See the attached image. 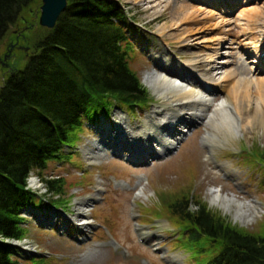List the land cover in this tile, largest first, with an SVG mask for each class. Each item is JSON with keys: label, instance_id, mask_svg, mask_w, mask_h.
Listing matches in <instances>:
<instances>
[{"label": "rangeland", "instance_id": "1", "mask_svg": "<svg viewBox=\"0 0 264 264\" xmlns=\"http://www.w3.org/2000/svg\"><path fill=\"white\" fill-rule=\"evenodd\" d=\"M118 1L129 14V25L140 30L139 34L135 31L132 33L134 41L138 38L136 41L138 49L134 54H130L129 67L143 82L147 91L154 96V101L146 109L137 108L134 112H128L130 115L114 111L110 119L108 117L103 119L102 116L94 121L93 125L88 122L70 156H66L64 161L49 160L42 172L31 173L28 186L38 194H42L41 197L44 196L43 203L50 204L45 206V212L52 213L51 217H45V212L42 210L41 214H35L34 218H30V214H24L28 220L27 232H29L28 237L25 238V248L31 250L25 253L32 256V253L37 251L38 257L43 255V260L37 264H194L193 259L189 258L188 249L181 246L177 240L182 234L180 227L176 226L179 223L167 210L171 200H177L187 194L195 201L204 204L212 213L224 216L238 229L258 233L264 228V126L257 122L248 124L243 133L227 140L221 138L220 142L211 145V155L202 137L206 130L210 133H213V130L207 121L196 120L191 121L192 126H188L190 127L188 134L177 142L174 151L165 158L151 162L148 160L136 166L123 160L121 155L119 158L104 156L106 147L98 144L101 141L98 132L101 127L116 124L122 134L123 128L132 129L126 138L133 135L141 136L156 124V113L164 114L165 110L161 112L160 106L162 109H170L163 107L162 97L154 94L146 85L147 75L157 72L156 68L161 66L163 61L169 68L184 74L177 67L193 58L191 50L180 47L173 40L169 44L164 43L160 34V27L164 24L170 26L173 23V9L178 5L177 0ZM211 1L189 0L194 8L203 5L204 9L206 8L204 13L208 14L212 10L214 14H211L216 17L221 15L220 8L227 12L233 2V0L223 3ZM213 4L218 5L219 8ZM258 8L264 12V0H243L242 4L234 8L228 17L232 22L235 21L230 26L232 32L239 33L241 27H246L244 25L246 17H242V11L250 15L251 11ZM31 9V13L28 10L22 16L29 21L37 20V7ZM207 30L209 34L205 33L204 37H210L217 32L211 28ZM43 32L35 25L29 27V23L24 20H19L9 30L8 35L0 43V86L11 73V69L17 71L23 66L30 51L27 44L41 36ZM12 34L16 36L14 42L18 41L17 46L21 48L12 51L6 66L2 59L7 53L6 42L10 40ZM240 35L241 33L238 40L234 39L236 43L233 41L228 43L231 38H227V44L220 49V54H224L225 58L217 60L219 64L220 60L225 59L222 63H226V66L215 73L219 75L226 69L237 70L240 75L243 69L244 71L257 69L256 75L249 72L247 76L264 78V63H261L262 65L250 63L255 59V55H248L239 47L238 41L243 38ZM26 47L28 48L25 51ZM229 52L232 54L229 55ZM220 99V95L216 96L214 104ZM211 110L210 108L208 112ZM106 141L111 140L106 139ZM137 144L156 146V140L145 135ZM127 154L129 158H138L132 151ZM150 155L153 156L154 153ZM58 178L61 181V194L50 193L47 196L45 180ZM137 187L140 188V192ZM216 190L220 191L223 197L236 200L231 204L232 209L238 207L237 202L242 203L249 217L239 221L233 217V211L226 212L216 205L212 206L211 191ZM52 199L59 200V203L51 206ZM250 202L258 204L257 212ZM79 208L83 211L87 210L84 214L92 223L91 227L86 228L90 231L88 232L90 239L83 240L80 244L75 242L73 244L62 229L60 230L62 233H58L56 224L63 221L61 214L64 213L73 221L77 220L76 215L82 213ZM167 214L171 215H169L171 222L168 221L170 219ZM53 221L55 224L49 225ZM70 229L71 232L73 231L72 228H68L67 233H70ZM147 232L152 236L147 237L149 235ZM75 234L78 235V231ZM80 237L83 239L85 236ZM140 239L146 242L157 241L158 244L155 246L161 247L153 250ZM111 241L117 242L118 245L112 246ZM164 247L165 250L162 249ZM27 257L28 255L25 258ZM23 263L32 264V261L24 260Z\"/></svg>", "mask_w": 264, "mask_h": 264}, {"label": "trees", "instance_id": "2", "mask_svg": "<svg viewBox=\"0 0 264 264\" xmlns=\"http://www.w3.org/2000/svg\"><path fill=\"white\" fill-rule=\"evenodd\" d=\"M40 4L0 0V43L19 20L44 31L26 43L30 51L23 66L0 87V264H21L24 254L7 240L28 237L21 213L43 206L27 188L29 175L42 172L49 160L68 156L85 119L96 121L114 107L132 112L151 101L129 67L136 30L120 2L67 0L52 29L22 16L33 7L38 14ZM59 179L45 180L48 194H61ZM58 201L52 199V205ZM167 210L185 224L196 264H264V228L258 233L238 229L188 194L171 200Z\"/></svg>", "mask_w": 264, "mask_h": 264}, {"label": "bare ground", "instance_id": "3", "mask_svg": "<svg viewBox=\"0 0 264 264\" xmlns=\"http://www.w3.org/2000/svg\"><path fill=\"white\" fill-rule=\"evenodd\" d=\"M187 2L189 0H177L178 5L173 9V23L170 26L164 24L159 29L164 43L169 44L172 42L171 40L177 42L180 47L191 50L193 58L186 64L177 67L184 74L169 68L163 61L162 65L156 68L157 72L147 75L146 85L151 91L162 97V106L170 109L166 110L164 115H158L156 131L149 129L146 134L133 135V137L156 135V145L160 146L162 150H167L173 145L174 140L171 138V134L175 135L177 132L160 135L157 130L161 125L170 121L179 123L180 120L184 122L205 120L212 128L213 133L206 130L202 138L211 152V145L220 142L221 138L227 140L243 133L242 131L246 130L248 124L257 122L264 126V78L247 76L251 72L256 75L257 69L255 71L252 69L244 71L243 69L240 75L237 70L227 71L226 69L219 75L215 73L218 69H224L226 66V63H222L225 62V59L220 60L219 64L217 60L225 58L224 54H220V49H223L224 44H227L228 37L231 38L228 43L231 41L236 43L234 39L238 40L241 33L240 36L243 38L238 41L240 48L248 54H255L256 59H259L261 53H264V43H262L264 41V12L260 8L251 11L250 15L242 11V17H246L244 23L246 27H241V31L234 34L230 26L235 21L232 22L228 17L232 12L231 9L242 4L243 0H237L234 5L232 4L228 13L219 9L220 17L213 15L212 10L208 14L204 13L206 8L204 9L203 5V8H194L190 2ZM209 28L217 32L215 31L216 33L210 37H204L205 33L209 34L207 30ZM250 63L255 64L256 60ZM215 94L220 95L221 98L217 104H214ZM210 108L212 110L208 112ZM159 110L162 112L164 109L160 106ZM126 126L128 127V125ZM123 130H127V128H123ZM130 131L132 132V130ZM131 147L135 151L141 148V146L136 147V144ZM233 202L236 200L227 196L223 197L220 191H211L210 203L212 206L216 205L226 212L233 211V217L236 220L243 221L248 218L249 215L245 212L242 203L237 202L238 207L232 209ZM250 203L257 212L258 204ZM79 210L82 213H78V217H81L78 220L82 226H85L89 221L84 220L82 214L87 210L83 211L81 208Z\"/></svg>", "mask_w": 264, "mask_h": 264}, {"label": "water", "instance_id": "4", "mask_svg": "<svg viewBox=\"0 0 264 264\" xmlns=\"http://www.w3.org/2000/svg\"><path fill=\"white\" fill-rule=\"evenodd\" d=\"M67 5V0H41L38 23L45 28H53ZM15 246H18L14 243Z\"/></svg>", "mask_w": 264, "mask_h": 264}, {"label": "flooded vegetation", "instance_id": "5", "mask_svg": "<svg viewBox=\"0 0 264 264\" xmlns=\"http://www.w3.org/2000/svg\"><path fill=\"white\" fill-rule=\"evenodd\" d=\"M17 44H18V41L13 42V44H10V49L8 50L7 59H9L11 57L12 51H14V49L21 48V46H17ZM4 64L7 65L6 62H4Z\"/></svg>", "mask_w": 264, "mask_h": 264}]
</instances>
